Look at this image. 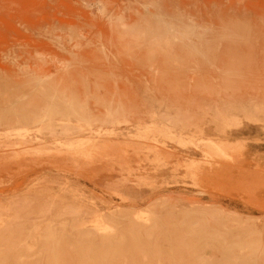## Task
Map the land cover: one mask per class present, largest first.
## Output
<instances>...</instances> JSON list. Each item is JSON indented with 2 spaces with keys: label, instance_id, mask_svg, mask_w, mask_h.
<instances>
[{
  "label": "rangeland",
  "instance_id": "1",
  "mask_svg": "<svg viewBox=\"0 0 264 264\" xmlns=\"http://www.w3.org/2000/svg\"><path fill=\"white\" fill-rule=\"evenodd\" d=\"M0 264H264V0H0Z\"/></svg>",
  "mask_w": 264,
  "mask_h": 264
},
{
  "label": "bare ground",
  "instance_id": "2",
  "mask_svg": "<svg viewBox=\"0 0 264 264\" xmlns=\"http://www.w3.org/2000/svg\"><path fill=\"white\" fill-rule=\"evenodd\" d=\"M150 220V218L148 219V221Z\"/></svg>",
  "mask_w": 264,
  "mask_h": 264
}]
</instances>
